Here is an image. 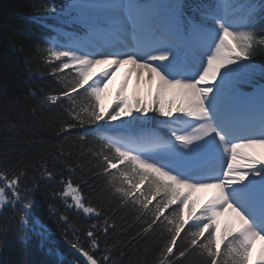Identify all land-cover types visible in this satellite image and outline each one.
Here are the masks:
<instances>
[{"label": "snow or ice", "instance_id": "snow-or-ice-1", "mask_svg": "<svg viewBox=\"0 0 264 264\" xmlns=\"http://www.w3.org/2000/svg\"><path fill=\"white\" fill-rule=\"evenodd\" d=\"M51 13L83 33L54 28L56 38L37 48L56 82L40 106L59 107L66 118L56 126L54 155L33 167L48 181L57 167L67 172L68 179L59 173L64 189L53 196L97 219L82 230L58 214L70 229L63 233L69 247L85 264H131L109 241L124 232L145 241L153 264H190L193 256L200 264H249L260 241L254 264H264V89L257 100L237 87L264 52V0H68ZM122 65L130 66L129 79L135 74L137 90L130 98L129 79L122 81L102 108L101 95ZM77 171L81 180L73 183ZM27 172L19 164L0 168V212L28 207ZM81 183H99L97 196L109 208L93 205ZM198 190H213L199 207L192 202ZM226 211L231 227L221 226ZM27 224L18 215L21 232Z\"/></svg>", "mask_w": 264, "mask_h": 264}, {"label": "trees", "instance_id": "trees-1", "mask_svg": "<svg viewBox=\"0 0 264 264\" xmlns=\"http://www.w3.org/2000/svg\"><path fill=\"white\" fill-rule=\"evenodd\" d=\"M198 2L200 0H185L186 4ZM67 3L68 0H0V168L13 164H19L21 168L27 166L24 185L30 189L27 208L21 205L22 210L8 207L0 212V264H71L72 260L85 264V258L65 241L63 233L70 229L63 225L58 214L68 215L73 226L82 230L97 222L95 217L68 210L64 198L53 196L54 192L64 189L59 180L63 169L57 167V178L48 181L41 178L33 167L43 163L41 157L54 155L53 149L60 143L56 137V126L66 118V113L59 107L40 106L42 94H54L56 82L45 71L46 66L39 59L37 48L47 47L46 41L56 38L57 34L49 25L66 31H80L75 25H64L51 13L52 7L59 11ZM251 63L254 67L242 73L238 82L247 78L252 81L250 85L263 84L264 52H257ZM31 91H36L35 97ZM80 132L82 130H73L72 138L75 139ZM63 174L65 179L69 178L67 172ZM72 180L79 183L81 173L77 171ZM81 188L93 205L109 208L110 204L97 196L99 183L95 188L81 183ZM69 193L67 199L71 202V189ZM18 215L25 216L28 221L23 232L17 226ZM231 225L225 223L222 227ZM82 235L87 239L86 233L82 232ZM132 235L134 233H112L109 241L124 248L131 257V264H135L137 259L141 264H153V256L145 254V241H133ZM93 254L99 256V252ZM190 264H200L199 259L191 257Z\"/></svg>", "mask_w": 264, "mask_h": 264}, {"label": "rangeland", "instance_id": "rangeland-1", "mask_svg": "<svg viewBox=\"0 0 264 264\" xmlns=\"http://www.w3.org/2000/svg\"><path fill=\"white\" fill-rule=\"evenodd\" d=\"M130 66L129 65H122L115 73V75L112 77V79L108 82V86L105 89V91L101 95V107L102 108H108L110 104H112L113 99L115 97V93L117 91V88L121 84L122 81L129 79L128 73H129ZM98 73L100 72V68H97ZM136 76L135 74H132L131 78L129 79L128 88L131 90L129 93V97L131 98L132 95L136 92ZM141 94H144V89H140ZM213 190H198L192 193V195H199L204 203L206 199L211 196ZM221 221H224L225 219H232L234 221V217L230 212H225L224 215L220 218ZM261 247V242H255L253 246V252L252 257L250 261H255L257 253L259 252V249Z\"/></svg>", "mask_w": 264, "mask_h": 264}, {"label": "bare ground", "instance_id": "bare-ground-1", "mask_svg": "<svg viewBox=\"0 0 264 264\" xmlns=\"http://www.w3.org/2000/svg\"><path fill=\"white\" fill-rule=\"evenodd\" d=\"M210 197V196H209Z\"/></svg>", "mask_w": 264, "mask_h": 264}]
</instances>
